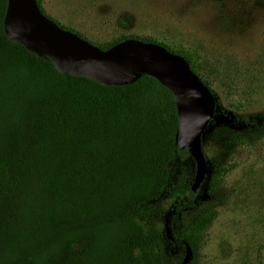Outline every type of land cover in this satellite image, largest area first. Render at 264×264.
<instances>
[{
    "label": "trees",
    "instance_id": "1",
    "mask_svg": "<svg viewBox=\"0 0 264 264\" xmlns=\"http://www.w3.org/2000/svg\"><path fill=\"white\" fill-rule=\"evenodd\" d=\"M8 1L0 0V264H181L187 245L189 264H200L232 167L206 156L208 199L198 208L204 193L192 188L196 162L179 147L171 90L150 75L108 86L62 73L50 58L10 39ZM130 38L182 55L211 89L215 117L240 129L264 127V114L232 113L223 105L188 48L136 35L89 42L107 50ZM225 137L236 146L263 139L244 130ZM177 157L193 168L174 174ZM166 199L171 205L163 219L173 240L157 222Z\"/></svg>",
    "mask_w": 264,
    "mask_h": 264
},
{
    "label": "rangeland",
    "instance_id": "2",
    "mask_svg": "<svg viewBox=\"0 0 264 264\" xmlns=\"http://www.w3.org/2000/svg\"><path fill=\"white\" fill-rule=\"evenodd\" d=\"M41 3L46 15L59 25L96 44L136 35L151 37L173 49L188 48L195 52L198 72L230 112L255 117L264 114V0H41ZM214 119L203 137L204 152L211 160H221L232 169L225 177L219 215L208 231L200 264H262L264 127L240 129L227 118ZM239 130L261 133L263 139L254 145H229L226 134ZM190 168H193L190 159L177 157L172 164L174 174ZM210 173L208 165L205 180ZM204 182L203 201L198 208L208 199ZM170 205L171 199L161 203L157 222L159 229L166 228L173 236L174 231L163 219Z\"/></svg>",
    "mask_w": 264,
    "mask_h": 264
},
{
    "label": "water",
    "instance_id": "3",
    "mask_svg": "<svg viewBox=\"0 0 264 264\" xmlns=\"http://www.w3.org/2000/svg\"><path fill=\"white\" fill-rule=\"evenodd\" d=\"M5 29L12 41L38 56L50 58L62 73L91 78L108 86L128 85L150 75L171 90L179 115V147L188 148L196 162L193 191L201 187L208 173L203 137L216 116L217 104L211 89L182 55L161 44L136 38L103 50L62 28L42 12L37 0H9ZM167 233L173 240L169 230ZM192 257L193 249L187 245L181 264H189Z\"/></svg>",
    "mask_w": 264,
    "mask_h": 264
}]
</instances>
